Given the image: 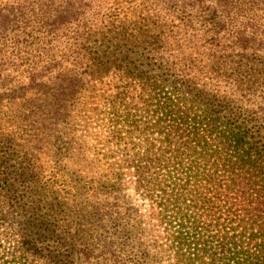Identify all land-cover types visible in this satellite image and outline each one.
Masks as SVG:
<instances>
[{
	"label": "trees",
	"instance_id": "16d2710c",
	"mask_svg": "<svg viewBox=\"0 0 264 264\" xmlns=\"http://www.w3.org/2000/svg\"><path fill=\"white\" fill-rule=\"evenodd\" d=\"M15 98L0 264H264V0H0Z\"/></svg>",
	"mask_w": 264,
	"mask_h": 264
},
{
	"label": "rangeland",
	"instance_id": "374dc122",
	"mask_svg": "<svg viewBox=\"0 0 264 264\" xmlns=\"http://www.w3.org/2000/svg\"><path fill=\"white\" fill-rule=\"evenodd\" d=\"M22 100L23 99L15 98V100L11 101V103L10 100L8 101V103L6 102L0 103V116H1V112H8L14 108H17L21 104ZM10 127H13V125H11ZM130 194H132V192H130Z\"/></svg>",
	"mask_w": 264,
	"mask_h": 264
}]
</instances>
